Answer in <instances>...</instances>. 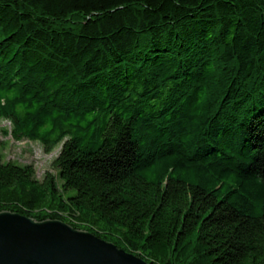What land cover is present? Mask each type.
<instances>
[{"label":"trees","instance_id":"16d2710c","mask_svg":"<svg viewBox=\"0 0 264 264\" xmlns=\"http://www.w3.org/2000/svg\"><path fill=\"white\" fill-rule=\"evenodd\" d=\"M0 211L150 264H264V0H0Z\"/></svg>","mask_w":264,"mask_h":264},{"label":"water","instance_id":"95a60500","mask_svg":"<svg viewBox=\"0 0 264 264\" xmlns=\"http://www.w3.org/2000/svg\"><path fill=\"white\" fill-rule=\"evenodd\" d=\"M0 264H150L140 255L57 219L0 211Z\"/></svg>","mask_w":264,"mask_h":264},{"label":"rangeland","instance_id":"374dc122","mask_svg":"<svg viewBox=\"0 0 264 264\" xmlns=\"http://www.w3.org/2000/svg\"><path fill=\"white\" fill-rule=\"evenodd\" d=\"M9 125V121L0 120V154L5 160L19 164H33L36 177L41 178L45 171L51 170V161L58 149L46 153L38 142L27 139L13 140L2 131L3 128H9Z\"/></svg>","mask_w":264,"mask_h":264}]
</instances>
